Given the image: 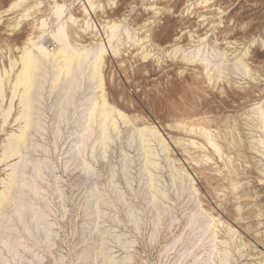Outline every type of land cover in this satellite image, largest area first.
I'll return each instance as SVG.
<instances>
[{"label": "rangeland", "instance_id": "rangeland-1", "mask_svg": "<svg viewBox=\"0 0 264 264\" xmlns=\"http://www.w3.org/2000/svg\"><path fill=\"white\" fill-rule=\"evenodd\" d=\"M16 1L0 0V74L62 21L88 60L104 48L106 99L124 117L105 140L100 117L87 130L97 80L84 67L68 89L46 67L8 158L23 120L4 77L0 264H264V0Z\"/></svg>", "mask_w": 264, "mask_h": 264}, {"label": "bare ground", "instance_id": "bare-ground-1", "mask_svg": "<svg viewBox=\"0 0 264 264\" xmlns=\"http://www.w3.org/2000/svg\"><path fill=\"white\" fill-rule=\"evenodd\" d=\"M21 1L22 0H17L15 3H13L12 6L14 7L18 6ZM26 11L24 12L27 13ZM62 13H63V7L58 6V4H56V6L54 7V14L57 20L61 18ZM45 26H46L45 23L42 22L40 27L42 29L43 27L45 28ZM65 29L66 27L64 22L58 21L57 27L54 31H49L44 34H41V36H39L36 40L28 38L27 44L20 49V55H18L19 57L17 59L14 58L12 60L11 58H9L10 60L9 69L7 68L3 69L4 72L3 71L2 72L4 73V76L0 74V97L3 95V86L5 85V84L3 85L4 77L8 78L9 73L13 72L14 74L12 75V77L8 78L10 79L9 83L10 84L12 83L11 84L12 97L10 99V104L13 101L14 96H16V93L18 92V94L20 95L19 103L22 106V112L20 116H18L16 119H22L23 125L22 127L19 128L20 131L18 134L11 135L7 148L4 150L5 151L4 155L8 158L18 154L19 147L26 139L25 138L26 129L28 126L31 125L32 122L30 110L33 108L32 96L36 85V79L40 75L39 74L40 71L42 70L45 71L46 67L47 68L50 67L54 70L53 80L58 81L62 79L64 82L67 83L68 89H70L76 82H78V76L76 71L77 70L81 71L82 68L83 69L88 68L90 78L92 80L94 79L97 80L99 91L94 94L90 102V106L88 108L87 130H91L92 123L95 122V120L98 117H100L98 122L102 126L101 135L103 136V140H105L108 137V129L116 128V121L114 116L117 115L120 117H124L117 109L112 107L106 99V92L104 90V83H103V79H105L103 78L104 48L99 47L96 50V52H93L94 55L92 56V58L88 60L91 55L90 54L91 51L86 48H81V49H76L78 47L74 48L68 41V36H67L68 32H66ZM87 60L88 62H86ZM10 109H11V105H9L7 109H5L6 116L9 115ZM259 124H260V128L264 131L263 110L260 111ZM143 133H145V135H151L154 137L156 135V131L153 129L144 128L141 131L142 136ZM260 143L264 144V142L261 141ZM145 152H146L145 162L147 167H149L153 163L152 156H154V152L152 151V148H150L149 146ZM10 166L12 171L8 175L9 187L15 184L18 163H13ZM8 199L9 197L6 193L0 192V204H3L2 202L7 201Z\"/></svg>", "mask_w": 264, "mask_h": 264}]
</instances>
